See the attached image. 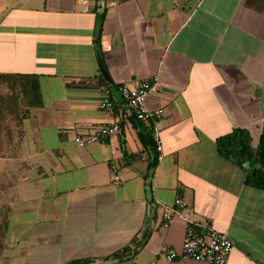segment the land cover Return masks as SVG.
Returning a JSON list of instances; mask_svg holds the SVG:
<instances>
[{
    "label": "crops",
    "instance_id": "0c3cea01",
    "mask_svg": "<svg viewBox=\"0 0 264 264\" xmlns=\"http://www.w3.org/2000/svg\"><path fill=\"white\" fill-rule=\"evenodd\" d=\"M154 76L147 105L163 113L142 123L162 140L155 168L135 116L118 135L76 143L112 120L103 78L122 109L120 87ZM1 80L25 107L9 133L14 155L0 157V264H206L162 251L186 236L184 219L163 224L162 204L177 197L188 219L228 234L227 264H264V190L216 143L236 127L258 142L263 131L264 0H0ZM33 81L39 104L28 101ZM144 233L133 259L108 260Z\"/></svg>",
    "mask_w": 264,
    "mask_h": 264
},
{
    "label": "built area",
    "instance_id": "2783aa9c",
    "mask_svg": "<svg viewBox=\"0 0 264 264\" xmlns=\"http://www.w3.org/2000/svg\"><path fill=\"white\" fill-rule=\"evenodd\" d=\"M159 77L134 80L132 84L125 83L120 87L125 100V107L117 109L112 96V90L108 86L102 87L100 107L107 111L112 120L99 123L90 135H77L75 141L80 146H86L107 137L118 135L122 131V122L135 116L138 120L148 121L162 115V109H150L147 105V97L157 91ZM155 140L157 142L158 160L163 158V144L158 130L155 128ZM111 170L115 180H120L119 167L111 164ZM189 207V203L182 197H177L171 204H162L163 224L167 228L175 218H182L187 222L186 236L181 250L170 244L163 246V253L169 260L179 256H185L206 264H227L228 257L234 244L227 233L210 229L206 224L188 219L183 210Z\"/></svg>",
    "mask_w": 264,
    "mask_h": 264
},
{
    "label": "trees",
    "instance_id": "16d2710c",
    "mask_svg": "<svg viewBox=\"0 0 264 264\" xmlns=\"http://www.w3.org/2000/svg\"><path fill=\"white\" fill-rule=\"evenodd\" d=\"M102 32V24L98 30L96 46L99 56V62L102 69H106L105 61L102 57L100 34ZM104 86L112 88V84L103 78ZM32 98L28 101L30 104H39L41 102V94L39 84L33 81L31 84ZM117 109L120 105L116 104ZM131 119V118H130ZM138 125L139 137L145 148L156 150V155L150 161V168H155L158 163L157 142L154 136V130L150 125H145L141 120H134ZM217 149L221 156L232 160L246 170V184L258 189L264 190V128L261 133L257 146L253 145V137L251 132L244 127H236L232 131L223 134L217 138ZM148 234L144 233L141 238L135 236L132 241L117 249L108 256V260L122 262L133 259L147 242ZM68 264H99L94 258H80L69 262Z\"/></svg>",
    "mask_w": 264,
    "mask_h": 264
},
{
    "label": "rangeland",
    "instance_id": "374dc122",
    "mask_svg": "<svg viewBox=\"0 0 264 264\" xmlns=\"http://www.w3.org/2000/svg\"><path fill=\"white\" fill-rule=\"evenodd\" d=\"M16 91L10 88L7 82L0 81V157L6 163H8L9 156L14 155V153L9 152L8 142L10 140L9 133L13 127L18 126V122L14 120L15 115L23 114L25 107V99L21 96L20 101L14 102V95ZM17 93V92H16ZM258 143V136L255 135L253 139V145L256 146ZM3 174L8 177V166L7 164L2 167Z\"/></svg>",
    "mask_w": 264,
    "mask_h": 264
},
{
    "label": "water",
    "instance_id": "95a60500",
    "mask_svg": "<svg viewBox=\"0 0 264 264\" xmlns=\"http://www.w3.org/2000/svg\"><path fill=\"white\" fill-rule=\"evenodd\" d=\"M103 72H104L105 77L108 78V79H110L108 73H107L105 70H104ZM113 91H114L115 93L117 92V94H119V93H118L119 90H118L117 88H114ZM119 96H120V94H119Z\"/></svg>",
    "mask_w": 264,
    "mask_h": 264
}]
</instances>
